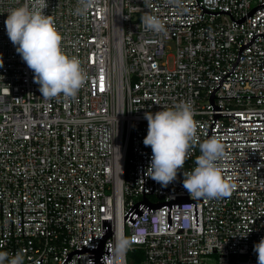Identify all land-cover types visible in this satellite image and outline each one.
<instances>
[{"label": "built area", "instance_id": "built-area-1", "mask_svg": "<svg viewBox=\"0 0 264 264\" xmlns=\"http://www.w3.org/2000/svg\"><path fill=\"white\" fill-rule=\"evenodd\" d=\"M24 4L48 15L62 50L81 61L88 79L75 98H44L9 40L7 12ZM77 6L78 0H0V251L21 252L24 264H257L264 140L256 139H264V120H241L264 119V96H218L264 95V35L223 78L256 80L222 81L215 92L221 114L241 119L220 116L210 132L235 150L221 162L227 180L237 179L228 180L236 186L231 196L196 202L199 225L195 203L172 204V229L168 206L144 211L134 224L126 214L144 196L157 204L190 195L161 188H183V174L195 167L214 123L211 93L232 70L240 45L264 33V0H181L178 7L97 0L86 16L75 14ZM145 13L157 15L165 32L146 31ZM180 101L193 106L196 141L178 185L154 181L153 191L145 113ZM120 233L132 239L123 253L114 247Z\"/></svg>", "mask_w": 264, "mask_h": 264}, {"label": "clouds", "instance_id": "clouds-1", "mask_svg": "<svg viewBox=\"0 0 264 264\" xmlns=\"http://www.w3.org/2000/svg\"><path fill=\"white\" fill-rule=\"evenodd\" d=\"M97 0H78L75 14L86 16ZM173 6H180L181 0H166ZM6 33L16 52L34 73V83L44 98L63 96L75 98L88 79L81 61L66 54L61 48L62 36L53 20L42 11L27 4L12 8L5 19ZM140 23L146 31L161 34L165 24L154 14L145 13ZM3 63H0L2 66ZM147 135L145 146L152 150L147 175L153 181L167 187L177 180L178 170L184 166L188 151L196 141L197 125L190 101H180L170 108L154 113H145ZM200 155L195 167L182 177V187L194 199H222L230 197L235 184L224 175L221 162L226 158L225 144L218 136L199 143ZM132 239L122 233L115 238V250L123 253ZM257 264H264V237L254 245ZM0 264H24L21 252L10 255L0 251Z\"/></svg>", "mask_w": 264, "mask_h": 264}, {"label": "water", "instance_id": "water-1", "mask_svg": "<svg viewBox=\"0 0 264 264\" xmlns=\"http://www.w3.org/2000/svg\"><path fill=\"white\" fill-rule=\"evenodd\" d=\"M259 35H264V33H256L252 36L250 43L240 45L239 55H238L237 61H235L233 64L232 70L230 72L226 73L224 76H222V78L220 80V84L217 85L216 88L212 91L211 96H210V102L213 105V110H211V112L214 115V123H212V125L209 127L207 139L210 138V132H214V131H212V127L214 126V124L216 123L217 119L220 116L230 115V116L236 117L235 115H232L231 113L221 114V110H222L221 107L215 104V101H214V97H216L215 92L222 85V81H227V80H256V79H225L224 80L223 78L234 71L235 65L240 60V54H241L242 50L245 47L250 46L253 43L254 39ZM245 96H264V95L218 96V97H245ZM236 118L239 119L238 117H236ZM239 120H241V119H239ZM252 120H264V119H245V120H241V121H252ZM228 131H247V130H228ZM256 140H264V139H256ZM227 141H242V140H227ZM252 150H262V149H252ZM225 151H235V150H225ZM246 160H259V159H246ZM223 161H230V160H223ZM233 170H247V169H233ZM228 180H237V179H228ZM175 182L178 185V181L176 180ZM161 189H184V188H179V187L178 188H168L167 187V188H161ZM247 190H252V189H247ZM143 191H144V161H143ZM153 191H154V181H153ZM145 193H153V192H144V194ZM202 201H203V199H190V195H176V199L172 198L169 201L155 204V203L148 201L144 196V200H141V201L137 202L136 204H134L133 207L128 211V213L126 214V219L134 224V222L137 220V218L139 216L143 215L144 211L155 212L156 208L168 206V229H172V204L195 203V214H196L195 225H199L198 206L196 205V202H202Z\"/></svg>", "mask_w": 264, "mask_h": 264}, {"label": "trees", "instance_id": "trees-1", "mask_svg": "<svg viewBox=\"0 0 264 264\" xmlns=\"http://www.w3.org/2000/svg\"><path fill=\"white\" fill-rule=\"evenodd\" d=\"M137 253H138V251L135 252V253L130 254L129 258L133 257V256H134L135 254H137Z\"/></svg>", "mask_w": 264, "mask_h": 264}, {"label": "rangeland", "instance_id": "rangeland-1", "mask_svg": "<svg viewBox=\"0 0 264 264\" xmlns=\"http://www.w3.org/2000/svg\"><path fill=\"white\" fill-rule=\"evenodd\" d=\"M172 62H173V57H170V63L172 64Z\"/></svg>", "mask_w": 264, "mask_h": 264}, {"label": "snow or ice", "instance_id": "snow-or-ice-1", "mask_svg": "<svg viewBox=\"0 0 264 264\" xmlns=\"http://www.w3.org/2000/svg\"><path fill=\"white\" fill-rule=\"evenodd\" d=\"M101 87H102V85H101Z\"/></svg>", "mask_w": 264, "mask_h": 264}]
</instances>
